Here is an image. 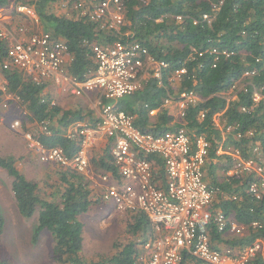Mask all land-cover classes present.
<instances>
[{"label": "trees", "instance_id": "trees-1", "mask_svg": "<svg viewBox=\"0 0 264 264\" xmlns=\"http://www.w3.org/2000/svg\"><path fill=\"white\" fill-rule=\"evenodd\" d=\"M65 1L36 0L33 4L31 0H0V7L7 8L11 2L34 5L42 30L67 45L71 56L68 71L73 77L82 79L95 69L89 44L110 45L124 40L125 37L121 36L124 32L141 44L156 62H164L166 68L161 69L160 80L150 72L141 88L118 99L115 108L131 116L134 126L141 132L163 134L184 128L192 140L198 135L205 136L210 143L209 158L204 167L207 182L220 189L219 201L213 203L211 209L233 214L248 231L246 237L226 243L241 246L264 238V230L250 228L252 222L264 221V201L257 203L244 193L250 177H228L219 183L215 178L218 170L228 168L225 156L215 153L220 147L240 150L244 157H248L247 149L258 144L264 154V0H124L125 24L120 33L100 30L97 24L77 13L70 16L57 14ZM80 1L71 0L67 8ZM204 15L211 19L209 23L203 20ZM212 49L231 55L210 54ZM5 56L6 43L0 39V61ZM181 69L185 73L173 87L169 79ZM245 72H254V75L244 78ZM2 75L9 92L20 99L26 110L27 121L34 125L48 122L50 135L39 134L38 140L47 148H60L69 156L75 154L78 150L76 142L66 140L63 133L73 123L91 120L92 113L79 108L62 110L51 105L43 96L45 86L36 85L16 69L4 71ZM238 82L244 84L243 90L236 93L234 100H225L222 94ZM184 91L193 92L199 101L185 109L180 121H175L163 101L170 97L175 102ZM254 91L260 94L257 102L252 97ZM151 111L156 114L151 116ZM216 116H219L221 129L214 127ZM227 127L231 129L223 136ZM237 135L241 137L237 138ZM155 159L160 165L161 161ZM90 165L95 170L115 174L108 148L98 159L91 158ZM52 166L57 169L58 178L54 191L44 194L36 182L28 180L18 170L12 156L0 157V169L12 178L10 189L19 215L29 219L37 214L32 242L36 243L43 232L51 234V255L56 264H137L136 246L151 237V226L141 213L128 215L127 232L133 240L112 258L88 263L81 258L83 224L78 217L101 200L88 187L83 176ZM158 180L163 182L162 172ZM235 195L241 200H233ZM3 227L0 211V235ZM208 235L211 243L220 242V234L212 224L208 227ZM192 262L190 256L184 255L181 264ZM0 264L4 262L0 260ZM250 264H264V253L256 256Z\"/></svg>", "mask_w": 264, "mask_h": 264}, {"label": "built area", "instance_id": "built-area-1", "mask_svg": "<svg viewBox=\"0 0 264 264\" xmlns=\"http://www.w3.org/2000/svg\"><path fill=\"white\" fill-rule=\"evenodd\" d=\"M70 1L62 3V7L67 8ZM72 10L107 32L120 33L125 24L124 0H82L74 3ZM5 17L32 20L37 19V14L34 5L11 2L7 8L0 7V20ZM203 20L211 21L206 15ZM16 31L17 37L4 27L0 28V39L6 43V56L0 61L1 72L16 69L36 85L45 86L49 82L60 92L74 97L97 93L100 114L94 123L77 122L63 133L66 140L76 142L78 150L75 154L69 156L60 148H47L37 137L39 134L50 135L48 122L35 124L34 131L27 129L24 123L27 112L20 99L9 92L6 79L0 75V124L8 122V129L20 135L26 150L40 163L56 165L83 176L101 202L112 206L116 212L141 213L147 218L152 236L141 243L146 256H140L137 264H181L184 252L190 255L193 264H250L256 256L264 253V238H257L235 250L212 245L209 225L212 224L218 234L233 237H238L247 227L221 210L211 209L220 189L205 180L204 167L210 152V143L205 136L198 135L192 140L184 128L163 134L141 132L134 126L131 116L117 110L111 103H102L104 100L117 101L137 91L149 69L153 77L160 80L161 69L166 68L164 62H156L141 44L125 33L121 35L124 40L110 45L89 44L95 69L79 79L69 74L67 61L71 62V58L64 42L54 40L45 32L31 34L24 25ZM210 54L231 55L215 49ZM184 73V69L176 71L170 82H179ZM253 75L254 72H245L243 77ZM243 88L242 82L235 83L229 90L234 95L226 98L227 91L222 97L227 101L234 100L236 93ZM252 97L255 102L260 100L257 91ZM198 101L193 92L184 91L175 102L168 97L163 103L174 104L182 119L185 109ZM10 113L16 115L7 121ZM213 121L214 127L221 129L219 116ZM230 129L227 127L222 135ZM103 139L110 142L113 175L98 174L89 162V154ZM215 153L226 157L228 168L221 170L224 178L250 177L244 193L257 203L264 201V154L258 144L247 149L248 157L231 147L218 148ZM155 158L162 162L163 182L154 180L159 170ZM232 199L241 200V197L235 195ZM250 228L264 230V221L252 222Z\"/></svg>", "mask_w": 264, "mask_h": 264}, {"label": "rangeland", "instance_id": "rangeland-1", "mask_svg": "<svg viewBox=\"0 0 264 264\" xmlns=\"http://www.w3.org/2000/svg\"><path fill=\"white\" fill-rule=\"evenodd\" d=\"M60 8L62 10L57 11V14L70 16L76 13L72 10V7L64 9L61 5ZM122 34H125V32ZM150 72L151 69L142 77L140 83L148 78ZM172 86L175 87L176 83L173 82ZM241 87L242 84L238 89ZM50 88L48 91H50V96H53L56 93L55 87L51 85ZM232 95H234V92L225 93L226 98H230ZM95 99H97V96H93L92 103H95ZM72 100L74 101L73 105L86 112L92 111L95 114L99 110L96 105H94L96 109L93 105L85 107L83 97H77ZM170 108L172 112L177 113L174 105H171ZM15 115L10 113L7 121ZM27 120L24 122L25 127L30 131L36 130L35 125ZM7 123L0 124V157L13 156L18 170L28 180L36 182L43 189L44 194H50L54 191L58 178L57 169L52 165L40 163L34 156L30 155L20 135L10 131ZM220 127L222 128V125ZM99 155L94 156L99 157ZM94 171L98 173L99 169H94ZM215 178L216 180L226 179L219 170L216 172ZM205 180L207 182L206 172ZM11 182L12 178L4 170L0 169V211L4 219L3 233L0 235V260L4 264H56L53 262L51 255L53 247L51 234L43 232L36 243L32 242L33 228L37 223V214L29 219L19 215L10 189ZM94 194L96 197L98 196L96 193ZM218 201V196H216L214 203ZM230 216L234 217L233 214H230ZM78 220L83 224L81 258L87 263L100 262L104 258L110 259L128 241L133 240V237L127 232L128 214H120L108 204L100 202L93 205L87 213L80 215Z\"/></svg>", "mask_w": 264, "mask_h": 264}, {"label": "crops", "instance_id": "crops-1", "mask_svg": "<svg viewBox=\"0 0 264 264\" xmlns=\"http://www.w3.org/2000/svg\"><path fill=\"white\" fill-rule=\"evenodd\" d=\"M9 17H5V20H0V28H3L6 29L7 32L11 33L13 36H16V33H17V28L20 26V25H24L28 28L29 30V33L31 32V34H34V33H40V32H44L42 30V28L40 27V24H39V20H38V17L37 19H32V20H28L26 18H16V19H13V18H9ZM18 19V20H17ZM24 22V23H23ZM71 58V56H70ZM69 64H70V60L67 61V69L69 68ZM70 74V73H69ZM0 75H2V72L0 71ZM52 84H50L48 82V84H45V89H44V94L43 96L47 98V100H50V103H53L54 105H57L59 106L62 110H70V109H77L78 106H75L73 105L72 103H74V101L72 99H76L77 97H74L72 95H69V94H64L62 92L59 91V89H57L55 86V90H56V93L53 95V96H50V91L49 88ZM141 88V87H140ZM51 89V88H50ZM93 96H97L98 98V94L97 93H90V94H85L81 97H83L84 99V105H86L85 107H91L93 105H96L99 110L97 112H95V114L92 112V111H88V112H91L92 115L90 117L91 120L89 121H78V123H81V122H93L95 120H97L99 114H100V104L97 103V99H95V103H92V99H93ZM89 100V101H87ZM87 101V102H86ZM107 101H102V103H105L106 104ZM116 101H113L111 102V104L116 107ZM164 105V103H163ZM171 105H174V104H165V108L166 109H170L171 110ZM76 107V108H75ZM175 107V105H174ZM95 108V107H94ZM176 108V107H175ZM96 109V108H95ZM84 111V110H83ZM172 111V110H171ZM85 113H88L86 111H84ZM156 114V111H154L153 113H150L151 116H154ZM174 118H175V121H180L181 118H179L178 116V112L175 113L174 111L172 112ZM91 122V123H92ZM77 123V122H76ZM74 124V123H73ZM73 124L70 125V127L73 126ZM105 148H108V151L110 149V142L106 141V139L102 140L99 144H98V147L95 148L90 154H89V162H90V159L91 158H96L98 159V157H95L94 155H97V154H100L99 156H102L103 152H104V149ZM220 148H223V147H220ZM227 148H230V147H227ZM227 148H224V149H227ZM30 154V153H29ZM31 155V154H30ZM11 156V155H9ZM8 157V156H7ZM13 157V156H12ZM226 158V157H225ZM158 164V163H157ZM159 170H158V175L162 172V175H164V171H163V167H162V162L161 164L159 165ZM93 169V168H92ZM94 170V169H93ZM104 173H107V172H103V171H99L98 174H104ZM217 178V177H216ZM158 177L156 176L154 178V180H157ZM161 181V180H160ZM222 180H217V182H221ZM95 193V192H93ZM129 215V214H128ZM150 234L152 236V229L150 230ZM248 234V231L246 230L245 232H243L242 234H240L238 237H233V236H230V235H226V234H223V235H220V242L219 243H215L214 242L212 243L213 246H215L216 248H231L233 250H235L236 248H239L241 246H244V245H241V246H236V245H231L229 243H226L227 242H230L232 239H241V238H244L246 237ZM150 238V237H149ZM148 238V239H149ZM147 239V240H148ZM146 240V241H147ZM141 243L140 242L137 246H136V252H137V255L140 257V256H146V252L141 248ZM184 255H188L190 256L189 254H187L186 252H184L183 254V258H184ZM182 258V260H183ZM191 258V257H190ZM192 259V258H191ZM182 263V262H181ZM183 264H193L192 263H183Z\"/></svg>", "mask_w": 264, "mask_h": 264}, {"label": "clouds", "instance_id": "clouds-1", "mask_svg": "<svg viewBox=\"0 0 264 264\" xmlns=\"http://www.w3.org/2000/svg\"><path fill=\"white\" fill-rule=\"evenodd\" d=\"M14 19H16V18H14Z\"/></svg>", "mask_w": 264, "mask_h": 264}]
</instances>
